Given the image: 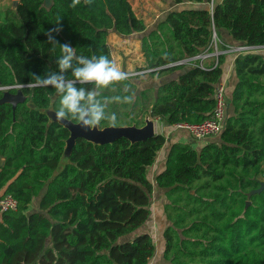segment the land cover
Here are the masks:
<instances>
[{"label": "trees", "instance_id": "16d2710c", "mask_svg": "<svg viewBox=\"0 0 264 264\" xmlns=\"http://www.w3.org/2000/svg\"><path fill=\"white\" fill-rule=\"evenodd\" d=\"M165 1L171 9L151 26L131 0H81L76 7L71 0L50 7L19 0L0 19V86H23L28 95L15 111L0 105V197L18 200V209H0V264H264V189L255 192L264 182V53L232 52L237 81L230 94L226 89L218 139L196 148L168 144L163 133L135 143L79 138L58 171L70 132L39 110L58 108L55 89L32 83L33 74L56 70L60 48L47 42L46 32L57 20L54 38L88 57L113 60L112 32L140 35V70H149V80L138 73L101 90L107 97L135 96L134 103L108 105L117 126H142L147 114L170 127L204 121L214 112L230 52L205 68L173 63L209 49L215 31L221 50L264 45V0ZM166 144L155 187L149 168ZM156 190L160 205L166 201L159 245L149 223Z\"/></svg>", "mask_w": 264, "mask_h": 264}, {"label": "clouds", "instance_id": "9594fccd", "mask_svg": "<svg viewBox=\"0 0 264 264\" xmlns=\"http://www.w3.org/2000/svg\"><path fill=\"white\" fill-rule=\"evenodd\" d=\"M93 0H84L85 4H92ZM81 0H71L70 7H76ZM60 20V19H59ZM57 26L48 30L46 35L50 44L58 45L60 55L56 57L55 71H47L42 75H35L34 86L51 87L59 97V106L55 111L57 121L73 120L85 129H96L102 121L116 127L118 120L116 113L107 111L112 102L131 104L135 101L132 95L102 96V89L130 78V73L122 70L107 55H92L90 57L77 55L75 48L69 43H59L53 32L59 33ZM70 73V76H69ZM83 85H93L91 88Z\"/></svg>", "mask_w": 264, "mask_h": 264}, {"label": "water", "instance_id": "95a60500", "mask_svg": "<svg viewBox=\"0 0 264 264\" xmlns=\"http://www.w3.org/2000/svg\"><path fill=\"white\" fill-rule=\"evenodd\" d=\"M52 3L53 0H45L46 7H50ZM26 99L27 96L24 94L21 88H19L16 93H12L10 90H6L3 96L0 98V105L10 103L12 105L13 110L15 111L17 105L21 102H25ZM39 110H41L42 113H45L48 116L51 123L58 122L59 124L67 128L70 132L69 137L66 139V146L61 156L58 171L64 169L66 165L70 162L71 154L79 138H84L94 143L95 145H100L106 143H113L121 137H126L132 143H135L139 141H144L157 134L156 120L150 117L149 114L145 116V123L142 126H138L136 124L116 127L106 126L103 128L99 126L96 129L89 130L80 127L79 123L73 120H65L63 122L57 121L55 118L56 109L54 107V103H51L50 106L46 108H40ZM263 189L264 182L261 184V187L255 192H259ZM249 203L250 202L248 201L247 205H249Z\"/></svg>", "mask_w": 264, "mask_h": 264}, {"label": "rangeland", "instance_id": "374dc122", "mask_svg": "<svg viewBox=\"0 0 264 264\" xmlns=\"http://www.w3.org/2000/svg\"><path fill=\"white\" fill-rule=\"evenodd\" d=\"M18 3V0H0V19L3 20L5 17L6 10L9 7L15 8ZM132 6L140 18L144 19L147 24L150 26L156 23L163 15L170 10V6L165 0H131ZM153 22V23H152ZM108 42L111 47L112 59L118 67L122 70L127 71L130 75L135 73H145V78H148L146 73L147 70H140L145 65L144 56L141 51L140 45V35L134 34L132 36L123 37L120 34L112 32L108 36ZM221 43L218 42V45ZM149 80V78H148ZM152 118H156L150 116ZM159 125H161L159 123ZM153 167L149 168V178L152 180ZM161 199L159 194H156V191H153L152 196V208L153 212L160 210L161 208ZM161 224H155L152 226L154 231L155 240L159 245L160 239V229ZM157 228V229H155ZM153 264V261L152 263Z\"/></svg>", "mask_w": 264, "mask_h": 264}, {"label": "built area", "instance_id": "2783aa9c", "mask_svg": "<svg viewBox=\"0 0 264 264\" xmlns=\"http://www.w3.org/2000/svg\"><path fill=\"white\" fill-rule=\"evenodd\" d=\"M218 42L221 43V40L218 38V35L215 31L209 49L197 55L175 62L173 64H192V65H199L200 67L205 68L206 67L205 61H207L210 58H213L215 61V65H217L218 57L222 53L225 52H233L237 54L246 53V52L256 51L261 47V46H254L249 44H244V45L228 44L227 49L221 50L220 45H218ZM215 98H216V106L211 117L205 119L202 122L178 123L176 124V127L187 129L190 135L197 142L203 141L209 137L219 136L222 132L224 122L226 120L227 108H228V100L226 97L225 84L220 83L216 86ZM0 209L1 211L16 210L18 209V200L11 194H7L3 197H0Z\"/></svg>", "mask_w": 264, "mask_h": 264}, {"label": "crops", "instance_id": "0c3cea01", "mask_svg": "<svg viewBox=\"0 0 264 264\" xmlns=\"http://www.w3.org/2000/svg\"><path fill=\"white\" fill-rule=\"evenodd\" d=\"M222 36H223V40H225L226 42L233 43L232 37L227 32L223 31ZM256 51L264 53V45H261V47L259 49H257ZM227 53H229V52H227ZM213 60H214L213 58H210L207 61H205L206 66L209 65ZM144 61H145V59H144ZM234 65H235V54L230 52L226 56V62L224 63V74H223V77H222L221 82H220V83L225 84L228 94H230L232 92V90L235 87L236 81H237L236 74L234 71V67H235ZM171 76H175V73H173V75L171 73ZM154 119L156 120V132L166 134L167 138H168V144L170 142L169 140L188 141V142H191L194 147L199 148L208 142H212V141L216 140V138L218 137V136L209 137L203 141L197 142L189 134V132L183 131V130H178L177 129L178 127H170L157 117ZM159 123L161 125H159ZM168 144H166V146L158 153V157H157L155 163L152 165L153 170H154V171L152 170L153 171L152 174H154L152 181H153L155 187H156L155 178H156V175L158 174V172L163 169L164 162H165V156L167 154ZM156 194H157V190H156ZM163 200H164L163 202L165 203L166 201L164 198H163ZM163 204L161 205L160 210L156 211V213H155V211L152 213V218L149 221V223L152 226L158 223V224H161L162 228H163V224L165 223V220H166L164 209H163ZM155 229H157V228H155ZM151 233H154V231H151ZM160 244H161V240H160ZM159 255L160 254H158V256Z\"/></svg>", "mask_w": 264, "mask_h": 264}, {"label": "flooded vegetation", "instance_id": "af4514ba", "mask_svg": "<svg viewBox=\"0 0 264 264\" xmlns=\"http://www.w3.org/2000/svg\"><path fill=\"white\" fill-rule=\"evenodd\" d=\"M16 87V86H15ZM23 86H17L16 88H14V87H12V86H0V90H2L3 91V93H2V96H3V94H4V92L6 91V90H10L12 93H16L17 92V90L19 89V88H21L22 90H23V88H22ZM23 92H24V90H23ZM25 94V93H24ZM26 96H27V99H28V95L27 94H25ZM1 96V97H2ZM0 97V98H1ZM27 99H26V101H27ZM25 101V102H26ZM25 102H21V103H25ZM8 104H10V103H8ZM20 104V103H19ZM18 104V105H19ZM17 105V106H18ZM12 106V105H11Z\"/></svg>", "mask_w": 264, "mask_h": 264}]
</instances>
